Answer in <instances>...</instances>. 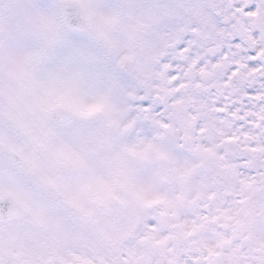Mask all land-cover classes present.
Listing matches in <instances>:
<instances>
[{
    "label": "snow or ice",
    "instance_id": "1",
    "mask_svg": "<svg viewBox=\"0 0 264 264\" xmlns=\"http://www.w3.org/2000/svg\"><path fill=\"white\" fill-rule=\"evenodd\" d=\"M0 264H264V0H0Z\"/></svg>",
    "mask_w": 264,
    "mask_h": 264
}]
</instances>
